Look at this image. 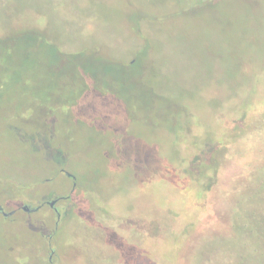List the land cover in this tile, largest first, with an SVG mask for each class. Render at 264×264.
<instances>
[{
	"label": "rangeland",
	"instance_id": "1",
	"mask_svg": "<svg viewBox=\"0 0 264 264\" xmlns=\"http://www.w3.org/2000/svg\"><path fill=\"white\" fill-rule=\"evenodd\" d=\"M263 166L264 0H0V264H264Z\"/></svg>",
	"mask_w": 264,
	"mask_h": 264
},
{
	"label": "flooded vegetation",
	"instance_id": "2",
	"mask_svg": "<svg viewBox=\"0 0 264 264\" xmlns=\"http://www.w3.org/2000/svg\"><path fill=\"white\" fill-rule=\"evenodd\" d=\"M61 198H63V197H61ZM60 198H54L53 200H54V204L51 206L49 203H50V201H47V204H48V206L53 210V211H56V207H55V203H56V201L57 200H59ZM18 209H20V210H22V205L19 207H16V208H13L12 210H10V212H12L11 214L12 215H14L16 212H17V210ZM31 209H27L26 211L28 212V211H30ZM0 213L1 214H3L4 213V211L2 210V207H0ZM5 217V216H4ZM52 251V250H51Z\"/></svg>",
	"mask_w": 264,
	"mask_h": 264
},
{
	"label": "trees",
	"instance_id": "3",
	"mask_svg": "<svg viewBox=\"0 0 264 264\" xmlns=\"http://www.w3.org/2000/svg\"><path fill=\"white\" fill-rule=\"evenodd\" d=\"M263 170H264V166H263ZM264 172V171H263ZM252 175V174H251ZM248 176L247 178H248V180H250V181H252V179H250V177H253V176ZM264 175V174H263ZM256 179V178H255ZM260 182H261V179H262V176L261 177H259V178H257ZM260 186H261V184H260ZM262 186H264V181H262ZM258 233H259V235L260 236H263V234H264V225H259V230H258Z\"/></svg>",
	"mask_w": 264,
	"mask_h": 264
},
{
	"label": "water",
	"instance_id": "4",
	"mask_svg": "<svg viewBox=\"0 0 264 264\" xmlns=\"http://www.w3.org/2000/svg\"><path fill=\"white\" fill-rule=\"evenodd\" d=\"M50 203L52 204V202H50ZM24 208H25V207H24ZM11 213H12V212L9 211V212H4L3 214H4V215H7V214H11Z\"/></svg>",
	"mask_w": 264,
	"mask_h": 264
}]
</instances>
